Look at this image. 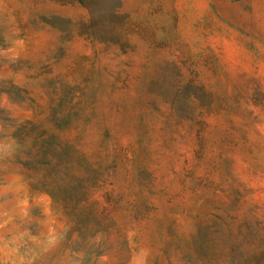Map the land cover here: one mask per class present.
<instances>
[{
    "label": "rangeland",
    "instance_id": "1",
    "mask_svg": "<svg viewBox=\"0 0 264 264\" xmlns=\"http://www.w3.org/2000/svg\"><path fill=\"white\" fill-rule=\"evenodd\" d=\"M0 264H264V0H0Z\"/></svg>",
    "mask_w": 264,
    "mask_h": 264
}]
</instances>
